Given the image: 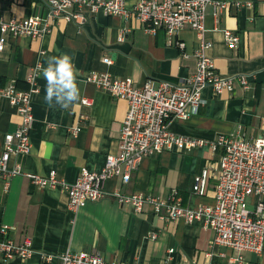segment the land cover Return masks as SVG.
Instances as JSON below:
<instances>
[{
    "label": "crops",
    "instance_id": "crops-1",
    "mask_svg": "<svg viewBox=\"0 0 264 264\" xmlns=\"http://www.w3.org/2000/svg\"><path fill=\"white\" fill-rule=\"evenodd\" d=\"M139 0H124L133 7ZM228 6L214 11L206 8L204 40L211 44L207 55L220 77L247 75L250 86H235L233 93L216 94L207 87L202 91L205 104L188 120L173 119L168 129L180 136L202 139L208 145L180 151H164L144 158L129 182L118 177L109 179L104 195L73 212L68 208V194L59 186L40 188L29 175L46 177L54 171L56 178L71 185L85 168L98 172L106 155L119 153V135L127 111V102L99 90L86 81L89 74L108 73L117 78H131L142 88L146 81L154 85L165 81L179 83L195 72L193 56L198 34L189 28L180 30L170 41L165 31H144L131 17L108 16L98 12L88 16L78 27L58 19L41 39L1 34L0 90L14 85L26 91V77L38 63L46 66L49 56L68 54L78 73L81 101L72 110L50 108L44 101L46 81L39 72L38 91L32 97L34 122L30 132L28 156L11 154L7 169L20 166L19 174L6 188L0 179V229L8 226V238L21 245L30 241L27 259L17 256L0 264H57L65 251L99 254L110 262L140 264H264V252L237 253L228 248L212 247L214 233L199 221L191 224L182 219L163 221L146 207L141 213L119 206L115 194L152 195L167 198L176 191L182 205L196 209L213 205L215 173L219 152L209 143L220 136L252 141L264 129V0H225ZM249 4V5H248ZM46 0H0V16L4 21L44 15ZM238 35V45L230 49L224 32ZM111 59L107 65L103 59ZM92 99L83 106L82 99ZM84 116L82 128L73 136L69 129ZM19 124L16 108L0 96V154L4 135L13 133ZM211 170L203 196L190 193L193 177L202 168ZM157 233L156 240L148 238ZM173 249L172 256L168 250ZM42 257H50L46 262Z\"/></svg>",
    "mask_w": 264,
    "mask_h": 264
},
{
    "label": "built area",
    "instance_id": "built-area-1",
    "mask_svg": "<svg viewBox=\"0 0 264 264\" xmlns=\"http://www.w3.org/2000/svg\"><path fill=\"white\" fill-rule=\"evenodd\" d=\"M249 5V4H248ZM211 6L219 11L228 6L225 0H139L133 7L126 8L124 0H46L44 15H32L24 19L4 21L0 16V33L13 37L41 39L50 32L51 23L58 19L82 26L88 16L102 12L108 16L135 18L144 31L156 34L164 30L169 40L184 28L198 34L199 42L193 56L196 61L195 72L179 83L159 82L154 85L146 81L142 88L133 85L131 78H117L108 73L89 74L86 81L95 85L115 98L127 102V111L119 135V153L106 155L104 165L98 172L83 168L79 176L66 185L56 178L54 171L46 177L29 175L31 183L40 188L59 186L68 194V208L77 211L90 202L99 200L104 195L106 182L118 177L122 182L130 181L140 162L146 157L162 154L164 151L195 149L208 145L202 139L176 135L168 129L173 119L188 120L205 104L202 91L209 87L216 94L224 91L233 93L235 86L249 88V77L238 75L220 77L212 59L207 55L211 44L204 40V21L206 8ZM226 45L235 49L238 35L224 32ZM4 40L0 39V51ZM110 65L111 59H103ZM36 63L28 73V89L19 91L14 85L0 90V96L16 108L19 124L13 133L4 135L3 151L0 154V179L5 187L13 176L20 172L16 165L7 169L11 154L28 156L31 149L30 132L34 118L31 111L32 97L39 92L37 78L39 72ZM83 106H91L92 99L83 98ZM84 116L69 129L73 136L82 128ZM213 151H218L219 162L215 173V197L213 205H202L196 209L184 207L176 191L168 193L167 198L134 193L114 196L119 206L130 208L134 213H141L146 207L152 208L155 215L163 221L182 219L191 224L199 221L204 228L214 235L212 247L228 248L237 253L250 251L256 254L264 252V129L252 141L226 136L218 137L209 143ZM209 167L202 168L199 175L193 177L192 194L203 196L210 178ZM12 227L0 229V255L5 258L17 256L27 259L31 254L30 241L16 245L8 238ZM157 233H150L149 239L156 240ZM168 255L172 256L173 249ZM46 262L50 257H42ZM57 264H140L139 262L105 261L99 254L65 251L58 257ZM207 264H216L209 261Z\"/></svg>",
    "mask_w": 264,
    "mask_h": 264
},
{
    "label": "clouds",
    "instance_id": "clouds-1",
    "mask_svg": "<svg viewBox=\"0 0 264 264\" xmlns=\"http://www.w3.org/2000/svg\"><path fill=\"white\" fill-rule=\"evenodd\" d=\"M37 71L46 81L44 101L48 107L59 106L68 111L79 106L81 96L76 79L78 73L70 55L49 56L46 66L38 64Z\"/></svg>",
    "mask_w": 264,
    "mask_h": 264
}]
</instances>
